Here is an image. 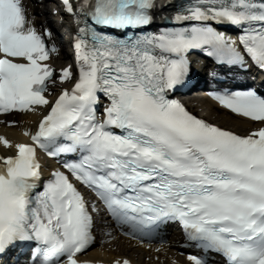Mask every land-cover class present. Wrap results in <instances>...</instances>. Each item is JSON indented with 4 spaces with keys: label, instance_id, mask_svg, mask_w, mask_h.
I'll return each mask as SVG.
<instances>
[{
    "label": "snow or ice",
    "instance_id": "snow-or-ice-1",
    "mask_svg": "<svg viewBox=\"0 0 264 264\" xmlns=\"http://www.w3.org/2000/svg\"><path fill=\"white\" fill-rule=\"evenodd\" d=\"M60 2L75 18V63L57 68L40 13L0 0V114L38 117L27 140L0 135V254L26 245V264H95L82 257L103 215L109 240H154L175 223L201 252L192 264H264V94H211L243 131L174 95L193 50L264 69V0ZM40 153L60 158L46 177Z\"/></svg>",
    "mask_w": 264,
    "mask_h": 264
},
{
    "label": "bare ground",
    "instance_id": "bare-ground-1",
    "mask_svg": "<svg viewBox=\"0 0 264 264\" xmlns=\"http://www.w3.org/2000/svg\"><path fill=\"white\" fill-rule=\"evenodd\" d=\"M32 11L37 12L34 8ZM66 57L65 53L59 49L58 53L53 57V63L57 68L67 66L69 62ZM191 103L195 106L194 108H196V113L199 116L214 121L218 125L234 127L240 131H243L247 127L240 118L225 111L212 101L206 100L204 97H194ZM37 118V116L30 113L0 117V135H6L13 140H27V137L23 135V130L32 126ZM11 120H15L18 123L15 125L3 123L4 121ZM2 152L3 149L0 148V153ZM101 241L104 242L101 243ZM98 243L104 246V249L100 248L96 253L91 252L82 258L105 263L110 262L108 260L113 261L120 257L128 258L136 264H191L186 257L181 256L180 250L184 247L179 235H173L168 243L156 246H140L122 237L120 234L114 240H109L106 236H103V238L98 239Z\"/></svg>",
    "mask_w": 264,
    "mask_h": 264
},
{
    "label": "rangeland",
    "instance_id": "rangeland-1",
    "mask_svg": "<svg viewBox=\"0 0 264 264\" xmlns=\"http://www.w3.org/2000/svg\"><path fill=\"white\" fill-rule=\"evenodd\" d=\"M96 248H98V246H95V249L94 250H96Z\"/></svg>",
    "mask_w": 264,
    "mask_h": 264
}]
</instances>
